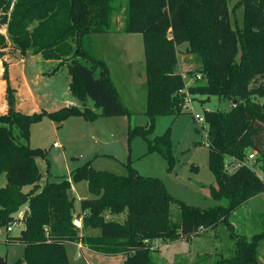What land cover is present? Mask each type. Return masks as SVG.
Instances as JSON below:
<instances>
[{
  "label": "trees",
  "instance_id": "obj_1",
  "mask_svg": "<svg viewBox=\"0 0 264 264\" xmlns=\"http://www.w3.org/2000/svg\"><path fill=\"white\" fill-rule=\"evenodd\" d=\"M116 3L0 0V22L8 35L6 39L0 33L1 42L10 41L22 54L66 65L70 91L83 103L80 109L23 113L17 108L8 72L4 75L7 112L0 114V227L5 229L19 212L28 211L20 234H7L4 241L24 246V257L13 264H71L68 242L106 255L124 254L125 264H156L154 242L189 241L213 233L220 225L229 231L226 255L204 257L208 261L202 264H264L260 260L264 233L249 239L237 236L230 222L236 209L264 193L260 179L264 175V0L239 1L243 35L232 24L228 0H126L117 8ZM114 13H122L123 30L112 29ZM117 32L141 34L144 41L146 104L142 113L148 121L131 128L130 134H141L147 153L158 152L168 169L173 166L169 135L151 139V134L159 115H178L185 109L186 82L177 70L180 45L188 44L187 51L195 55L198 65L195 73L202 76L188 87L189 94L207 100L214 95L231 103L227 111L204 113L209 168L216 178V187L211 186L209 193L215 202L226 200L227 205L192 206L173 197L159 178L144 177L134 169L128 175L98 170L91 160L71 175L74 182H86L92 196L81 200L80 213L75 211L74 195L70 197L68 179L47 178L41 183L44 174L39 161L47 152L29 144L34 122L45 114L60 122L70 114L89 121L99 115H132L113 85L106 61L92 46L96 37ZM86 102H92L99 113ZM191 168L199 171L197 166ZM173 205L177 219L171 215ZM107 213L126 217L122 223L108 220ZM75 218L82 219L81 228L74 226Z\"/></svg>",
  "mask_w": 264,
  "mask_h": 264
},
{
  "label": "rangeland",
  "instance_id": "obj_2",
  "mask_svg": "<svg viewBox=\"0 0 264 264\" xmlns=\"http://www.w3.org/2000/svg\"><path fill=\"white\" fill-rule=\"evenodd\" d=\"M239 1L228 0V5L230 10L233 9L232 24L243 35V8L237 6ZM125 2L126 0H117L115 7ZM112 23V29L115 31L123 30L122 13H114ZM0 33L8 39L6 25L2 21ZM142 37L141 34H123L115 38L112 34L100 35L92 45L107 61L113 85L132 113L130 117L125 114L111 117L99 115L94 121H89L80 114H70L60 122L45 114L42 119L31 125L29 144L47 152L46 158L39 161L44 174L41 183L44 184L47 178L49 181L68 179L70 191L75 192V211L80 213L81 200L92 196L87 183L74 182L71 175L74 169L91 160L94 168L112 170L120 175H128L130 170L134 169L144 177L159 178L173 197L192 206L208 208L219 204L227 205L226 200L215 202L210 196L209 188L216 187V178L209 168L208 126L205 122L198 123L197 117H204L205 111H227L231 107L229 101L214 95L207 100V97L198 95L189 109H183L178 115L164 114L156 118L151 139L168 133L173 157L171 170L168 169L167 161L158 152L147 153V145L141 134L134 136L130 134L133 126H143L148 121L147 116L142 113L146 104V71ZM103 46L108 47V56H103L99 51ZM179 50V59L184 56L185 63L197 65L194 54L185 52L183 48ZM115 52L120 53L117 60L122 62L121 64H117L118 61L109 63L110 58L116 57ZM125 63L130 65L121 66ZM4 64L8 65L7 69ZM179 71L181 73L182 70ZM186 71L187 68L184 72ZM6 72L10 86L15 89L17 108L23 113H49L64 107L79 109L83 107L82 101L70 91L71 78L66 65L45 60L42 56L29 52L25 54L16 52L10 41L0 40V114L7 112V85L4 79ZM191 74L193 77L196 73ZM188 77L187 74L184 75L186 83L191 82L192 77ZM129 99L134 100L132 102ZM86 105L99 113L92 102H86ZM226 161L230 162L229 159ZM46 162L49 163V169ZM192 166H197L199 171H193ZM2 183H5V176L2 178ZM28 189L26 187L24 190ZM23 214L22 210L17 216L23 217ZM178 214L177 207L173 205L172 218L177 219ZM125 217V213L106 214L108 220L122 223ZM231 222H238L239 231L245 230L248 234L260 232L253 230L245 207L233 215ZM22 229L21 223L20 227L9 236L19 235ZM89 233L97 235V231L94 230H90ZM6 237L5 229L0 227V258L7 264H13L24 257V246L20 243L4 242ZM230 243L229 231L224 225H220L213 233L194 237L189 241L154 242L153 246L158 250L153 254V258L156 264H193L196 260L202 264L208 259H213L220 251L226 250ZM263 250L264 244L260 251ZM66 253L71 264H125L126 260L124 254L106 255L82 247L76 242L66 243ZM206 254L208 257H205L208 259L202 257Z\"/></svg>",
  "mask_w": 264,
  "mask_h": 264
},
{
  "label": "crops",
  "instance_id": "obj_3",
  "mask_svg": "<svg viewBox=\"0 0 264 264\" xmlns=\"http://www.w3.org/2000/svg\"><path fill=\"white\" fill-rule=\"evenodd\" d=\"M230 12H231V20H232V12H233V9L232 10H230ZM123 34H126V33H114V34H112L113 35V38H115V37H118L119 35H123ZM114 35H116V36H114ZM143 38V37H142ZM186 45V46H185ZM184 49V51L185 52H187V49H188V44L187 43H185V44H182V45H180L179 47H178V55H179V49ZM99 51L101 52V54H103V56H108V54H109V52H108V47L107 46H103V48H99ZM16 52H19V51H16ZM116 53V57H114V58H110L109 59V63H115V61L117 62L118 60H117V56H119L120 55V53L119 52H115ZM7 56L8 55H6V58H7ZM179 57H180V55L178 56V65H177V70H182L181 71V74L184 76L185 74H187V77H188V73L190 72V71H193V72H195L196 71V69H197V66L198 65H195V64H193V63H185V58L186 57H181L180 59H179ZM107 62V61H106ZM121 64L122 62H120V61H118V63L117 64ZM126 64L127 63H125V65H121V66H126ZM130 64H127V66H129ZM129 68V67H128ZM185 68H187V71L186 72H184V70H185ZM146 71V70H145ZM146 73V72H145ZM179 73H180V71H179ZM146 75V74H145ZM110 76H111V72H110ZM190 77V76H189ZM188 77V78H189ZM191 79L192 78H190V81H191ZM134 95V94H133ZM132 96V95H131ZM132 98H133V96H132ZM130 101H132L133 102V100L134 99H129ZM145 103H146V93H145ZM144 110H145V108H144ZM144 110H143V112H144ZM142 112V111H141ZM142 114V113H141ZM135 126H137V125H135ZM134 127V126H133ZM55 146H57L56 145V143H55ZM95 169H98V170H106V169H104V168H96L95 167ZM110 171H112V170H110ZM112 172H115V171H112ZM116 173V172H115ZM73 195H75V192L73 191ZM247 208V214H248V216H249V218H250V221H251V224H252V226H253V230H259L260 232H258V233H254V234H248L245 230H243V231H239V225H238V222H231V218L233 217V215H235L238 211H240L242 208ZM230 222H231V224L233 225V227H234V230H235V234L237 235V236H243V237H246L247 239H249V238H251L252 236H254V235H256V234H260V233H264V193H262V194H260V195H258V196H256V197H253V198H251L250 200H248L245 204H243L241 207H239L238 209H236L233 213H232V215H231V217H230ZM80 245V244H79ZM81 246V245H80ZM223 252H220V255L222 254V256H225L226 254V251L225 250H222ZM225 252V253H224ZM224 253V254H223ZM209 255H211V253H208ZM205 256H207V254L206 255H204V256H202V257H205ZM260 260L264 263V250H263V252H261V254H260Z\"/></svg>",
  "mask_w": 264,
  "mask_h": 264
},
{
  "label": "built area",
  "instance_id": "obj_4",
  "mask_svg": "<svg viewBox=\"0 0 264 264\" xmlns=\"http://www.w3.org/2000/svg\"><path fill=\"white\" fill-rule=\"evenodd\" d=\"M201 77L202 76L200 74H197V75H195V76L192 77L190 83H186L185 84V90L183 91V93L185 94V100H184V108L185 109H189V107L192 105L193 100L195 98L194 96H192L191 94H189L188 87L190 85L196 83L197 81H200L201 80ZM197 121H198V123L202 124V123L205 122V119H204V117L199 116V117H197ZM207 145H208V143H207ZM254 156H255V153L251 154L249 156V158L250 159H253ZM260 179L262 181H264V175H260ZM21 218H22V215H19V216H17L16 219H14L12 222H10L7 225V227L5 228V232L7 234H11L15 229L19 228L20 227V224H21ZM73 224H74L75 227L81 228L82 227V219L81 218H75L74 221H73Z\"/></svg>",
  "mask_w": 264,
  "mask_h": 264
},
{
  "label": "water",
  "instance_id": "obj_5",
  "mask_svg": "<svg viewBox=\"0 0 264 264\" xmlns=\"http://www.w3.org/2000/svg\"><path fill=\"white\" fill-rule=\"evenodd\" d=\"M72 195H73V190L70 191V197H72ZM27 215H28V211H25L23 214L22 220H24ZM4 263L5 261L2 258H0V264H4Z\"/></svg>",
  "mask_w": 264,
  "mask_h": 264
}]
</instances>
